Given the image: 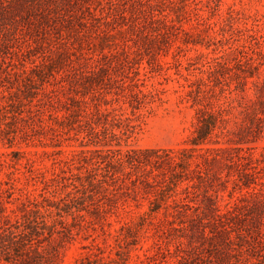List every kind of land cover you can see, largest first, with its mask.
Segmentation results:
<instances>
[{
  "label": "rangeland",
  "instance_id": "rangeland-1",
  "mask_svg": "<svg viewBox=\"0 0 264 264\" xmlns=\"http://www.w3.org/2000/svg\"><path fill=\"white\" fill-rule=\"evenodd\" d=\"M57 1L59 15L7 25L6 43L36 41L35 56H0V264H175L180 240L191 264H263L264 0ZM219 148L232 151H206ZM119 150L154 163L152 185ZM164 150L186 162L173 190ZM64 177L77 199L36 216L44 195L74 190ZM210 195L222 212L242 207L234 243L177 230L210 232ZM30 240L39 253L27 256Z\"/></svg>",
  "mask_w": 264,
  "mask_h": 264
},
{
  "label": "trees",
  "instance_id": "trees-1",
  "mask_svg": "<svg viewBox=\"0 0 264 264\" xmlns=\"http://www.w3.org/2000/svg\"><path fill=\"white\" fill-rule=\"evenodd\" d=\"M60 7V3L57 0H0V33L3 36V43L0 44V47L4 45V47L0 48V56L2 58L6 57H32L35 56L36 54L34 53L37 48L38 44L37 42H31V41H24L19 43L16 47L9 46L7 42L8 40V34L10 30L8 29L7 25H10V21L12 19L15 20V16H19L21 20H25V24L29 23H34L36 20H34V16L38 15H47L50 17H54L55 15H59L57 12V9ZM24 14H20V13ZM40 12V13H39ZM20 14V15H18ZM71 14L69 10L63 11L60 13V16H65ZM3 28V29H2ZM12 49V50H11ZM213 129L209 128L207 132H202L197 136V138H194L192 140V144L197 146L202 143H204L207 139V137L212 133ZM196 148H192L190 151H195ZM111 151V150H109ZM207 152H215L216 154L222 153V152H230L232 149L229 148H219V149H207ZM94 152L100 153V152H107L104 150H96ZM122 158H119L118 161L122 165L125 162H128L132 164L134 169L137 170L138 174L136 176V181H140L143 183H146L148 185H152L153 181L150 178V174H153V170L155 165L152 163L147 157H144L141 152L138 151H123L119 150ZM159 151H150V152H145V153H157ZM164 152L169 156L168 161L171 164L169 169L171 170L170 172L172 173V176L170 180L167 182V188L170 190H173L179 185V182H181V179H183L184 176H186V166H185V160L184 158L180 156H174L171 155L173 152L171 151H165ZM214 161H217V157L213 158ZM158 162V160L156 161ZM150 166V168H148ZM202 168L199 167L198 171L201 172ZM201 174V173H200ZM87 176L89 179H91L90 184H95L94 181H96L97 184H101L102 180H99L97 178L94 179L93 172L89 171L87 173ZM158 176V175H155ZM212 176L215 177L218 181L219 184L223 187H225L226 182L222 177H218V174L212 173ZM114 177L113 179H115ZM64 179L70 181V185L73 186L74 190L68 193V196L66 197H55L51 198V196L44 195L43 196V201L47 202V207L43 206L44 211H41L38 207L34 211L36 216H40L41 219H45L46 215L53 214V208H56V212L58 216H61V208L60 204H64L65 206H68V203H65L66 198L70 200V202L74 201L77 199V193L79 192L78 186L76 185V181L71 180L68 177H64ZM72 181V182H71ZM241 179H234V188L235 189H241L240 182ZM206 184H208L210 187L214 186V182L212 181L211 178H208L205 180ZM190 188H195V185H187L186 189ZM220 188H215L214 192L217 194L219 192ZM58 198V199H57ZM208 201L210 202L209 205H206V209L210 210L213 212V220L210 222L211 225V230L208 233L206 230L205 226H202L201 228H197V231H194V227H196L195 224H185V222H182L179 228H177L178 231L183 232L185 237H189L191 239L199 238L200 242H213V240H216L217 238L223 237L228 240V243H234L235 238L232 236V232L234 231V228L236 227L237 219H238V210H241V208L236 204L235 206H230L225 212H222L221 209L217 206V203L215 199H213V196H208ZM67 201V200H66ZM157 201L152 200L150 202V212L154 213L159 210V206L156 205ZM175 203L177 206H186L189 207L190 205L186 203L185 198L184 199H179L175 200ZM37 206V205H36ZM34 221V218H27V222ZM195 222V220H194ZM260 233V238L257 240V247L261 250V256L264 260V235H261ZM220 236V237H218ZM217 237V238H216ZM216 238V239H215ZM33 240H30V244L27 245V243L24 244V252L27 256H30L32 253H39V250L33 246V243H31ZM198 248L197 246H192V250H195ZM177 251L180 252V256L178 261L175 264H191L188 262V256L189 252L188 251V243L183 241L178 242V247ZM166 254L172 255L173 251L170 250L169 248L166 249ZM250 264H253L252 261H249ZM157 264L156 262H154ZM264 264V262H263Z\"/></svg>",
  "mask_w": 264,
  "mask_h": 264
}]
</instances>
